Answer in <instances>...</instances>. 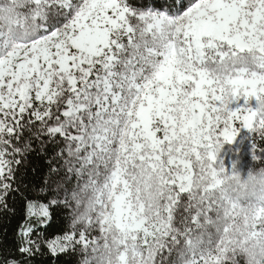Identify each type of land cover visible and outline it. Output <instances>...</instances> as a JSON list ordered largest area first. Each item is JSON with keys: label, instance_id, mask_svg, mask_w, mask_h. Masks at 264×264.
<instances>
[{"label": "snow or ice", "instance_id": "snow-or-ice-1", "mask_svg": "<svg viewBox=\"0 0 264 264\" xmlns=\"http://www.w3.org/2000/svg\"><path fill=\"white\" fill-rule=\"evenodd\" d=\"M264 0H0V264H264Z\"/></svg>", "mask_w": 264, "mask_h": 264}, {"label": "clouds", "instance_id": "clouds-1", "mask_svg": "<svg viewBox=\"0 0 264 264\" xmlns=\"http://www.w3.org/2000/svg\"><path fill=\"white\" fill-rule=\"evenodd\" d=\"M223 184L234 191L233 199L264 203V166L253 167L244 175L237 171L224 177Z\"/></svg>", "mask_w": 264, "mask_h": 264}, {"label": "rangeland", "instance_id": "rangeland-1", "mask_svg": "<svg viewBox=\"0 0 264 264\" xmlns=\"http://www.w3.org/2000/svg\"><path fill=\"white\" fill-rule=\"evenodd\" d=\"M246 135H248L246 132H242L230 146L225 144L218 154V159L223 161L228 170H232V166L235 163V170L241 172L242 175L247 174L242 157L247 155L251 157L252 155L251 141L245 139Z\"/></svg>", "mask_w": 264, "mask_h": 264}, {"label": "trees", "instance_id": "trees-1", "mask_svg": "<svg viewBox=\"0 0 264 264\" xmlns=\"http://www.w3.org/2000/svg\"><path fill=\"white\" fill-rule=\"evenodd\" d=\"M229 145V144H226ZM230 146V145H229ZM242 161L244 163V168L245 170L248 172L251 168L256 167L255 162L252 160V155L251 157L247 156H243L242 157Z\"/></svg>", "mask_w": 264, "mask_h": 264}]
</instances>
